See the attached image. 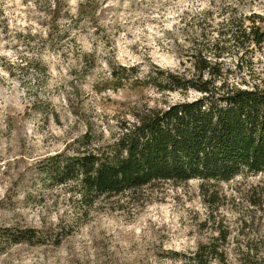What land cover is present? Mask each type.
I'll return each mask as SVG.
<instances>
[{"label": "rangeland", "instance_id": "obj_1", "mask_svg": "<svg viewBox=\"0 0 264 264\" xmlns=\"http://www.w3.org/2000/svg\"><path fill=\"white\" fill-rule=\"evenodd\" d=\"M205 11L207 33L228 29L229 16L264 31V0H0V264H178L167 255H189L215 237L213 220L229 232L226 264H264V206L247 200L264 175L205 183L224 197L217 210L200 181L161 183L86 208L73 184L53 185L40 171L46 158L72 155L86 132L90 149L105 152L141 109L197 98L132 80L115 88L110 71L188 74L173 41L199 33L191 24ZM236 62L238 78L264 88V43L251 57L227 60ZM250 217L254 225L242 228L240 218ZM27 230L35 238L15 243Z\"/></svg>", "mask_w": 264, "mask_h": 264}, {"label": "trees", "instance_id": "obj_2", "mask_svg": "<svg viewBox=\"0 0 264 264\" xmlns=\"http://www.w3.org/2000/svg\"><path fill=\"white\" fill-rule=\"evenodd\" d=\"M210 13L205 11L204 17L191 24L199 28L194 37L187 35L183 44L173 41L184 56L181 64H188V74L156 66L155 73L147 71L143 77L136 66L110 71L115 88L132 80L157 93L192 91L199 96L164 108L141 109L133 121L121 125V133L105 152L90 149L91 137L86 132L76 140L72 155L58 153L41 162V173L53 185L73 184L80 203L89 208L101 198L109 200L161 183L200 181L203 200L217 210L224 197L206 190L205 183L214 188L239 176L264 175V88L238 78V62L233 68L227 63L260 50L264 31L247 26L246 17L229 16L225 19L228 29L207 33V28H213L207 22ZM247 200L253 209L261 210L264 186L251 187ZM240 223L248 228L255 219L240 218ZM213 228L217 235L199 243L189 255L167 256L178 264H226L228 229L215 220ZM28 232H20L14 242H31L36 235ZM246 249L245 255H253L252 247L246 245Z\"/></svg>", "mask_w": 264, "mask_h": 264}]
</instances>
